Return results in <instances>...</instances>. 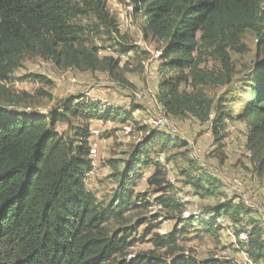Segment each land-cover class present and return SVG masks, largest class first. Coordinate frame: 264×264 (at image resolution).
<instances>
[{
    "label": "trees",
    "instance_id": "16d2710c",
    "mask_svg": "<svg viewBox=\"0 0 264 264\" xmlns=\"http://www.w3.org/2000/svg\"><path fill=\"white\" fill-rule=\"evenodd\" d=\"M134 2L136 13L145 21V32L168 41L160 57L161 79L156 88L163 111L172 117L209 122L218 149L230 122L246 123L247 150L264 177V0ZM80 19H94L95 24L84 26L78 23ZM248 31L256 33L263 56L248 75L251 100L239 113L220 103L214 108V102L198 89L231 83L230 52L244 51L240 42ZM114 32H118L117 25L105 0H0V98H9L4 82L26 55L50 59L63 69L107 72L126 82L119 75L120 61L100 58V50L89 42L92 34ZM207 56L219 63L220 72L202 68ZM183 85L193 91L182 90ZM132 112L106 108L84 97H71L47 114L0 107V264H231L215 258L198 261L180 243L196 223L214 236L223 230L217 225L221 218L242 223V214H249V209L234 200L188 217L187 227L153 235L155 248L165 250L163 256L151 252L128 258V251L144 239L133 238L131 227L114 229L112 223L124 224L129 214L152 204L170 211L184 208L171 195L173 186L159 163L147 179L159 197L151 203L145 196H134L141 178L136 169L152 164L153 146L164 139L167 144L176 143L156 129L126 161L111 202L102 205L88 189L87 179L94 169L89 123H127L133 119ZM59 125L67 130L58 131ZM210 180L208 186L218 183ZM197 182L203 196L212 195L210 188L202 187L201 179ZM259 222L246 231L248 242L242 243L250 261L264 264V225Z\"/></svg>",
    "mask_w": 264,
    "mask_h": 264
},
{
    "label": "rangeland",
    "instance_id": "374dc122",
    "mask_svg": "<svg viewBox=\"0 0 264 264\" xmlns=\"http://www.w3.org/2000/svg\"><path fill=\"white\" fill-rule=\"evenodd\" d=\"M134 1L105 0L118 32L108 36L95 33L89 40L100 50V58L112 57L120 61L119 75L126 82L115 80L107 72L63 69L50 59L26 55L21 66L4 82L10 96L0 98V107L47 114L60 109L71 97H84L102 103L106 108L124 113L133 111V119L127 123H89L91 133L96 131L99 134L92 133L91 145L95 144L96 148L92 153L94 169L87 179L88 189L102 205L111 202L119 188V175L124 171L126 161L137 145L156 129L165 137L174 138L176 143L167 144L164 139L153 146L150 154L152 164L136 169L141 178L134 189V196H145L151 203L159 197L160 194L147 185V179L154 173V164L159 163L173 186L171 195L184 203V208L170 211L152 204L129 214L124 224L112 223L114 229L131 227L133 238L144 239L128 251V258L151 252L163 256L165 250L155 248L153 235H165L187 227L189 225L185 221L188 217L201 216L210 207L234 200L235 203L244 202L249 209V214L243 212L242 223L235 225L231 219L221 218L217 225H221L223 230L217 236L206 232L204 226L196 223L188 228L189 233L183 236L180 244L198 261L215 258L231 264H255L246 255L242 242L246 231L255 221L264 225V177L259 175L256 163L247 155V125L244 122H230L223 146L219 149L214 144L209 122L202 124L191 116L167 115L169 124L165 128L152 126L151 121L160 116L153 97L157 95L156 88L161 79L160 57L168 41L145 32V21L141 13H136ZM78 23L88 26L95 24V20L80 19ZM240 45L244 47L242 53L230 52L234 66L231 83L198 89L214 102V108L220 103L233 113H239L251 100L248 75L263 60L254 31L246 32ZM124 49L128 50L126 54L122 52ZM202 68L220 72L219 63L211 56L206 57ZM37 77L51 84L47 85ZM182 90L192 92L193 88L183 85ZM149 102L154 106L151 107ZM57 129L62 132L67 127L59 125ZM200 179L202 187L210 188L212 195L203 196L200 193L197 189ZM210 179H216L218 183L208 186ZM234 181L241 185L237 192L232 188ZM155 225L159 227L152 231Z\"/></svg>",
    "mask_w": 264,
    "mask_h": 264
},
{
    "label": "bare ground",
    "instance_id": "6f19581e",
    "mask_svg": "<svg viewBox=\"0 0 264 264\" xmlns=\"http://www.w3.org/2000/svg\"><path fill=\"white\" fill-rule=\"evenodd\" d=\"M153 101H154V104L155 105H157L158 106V108H159V110H160V116L157 118H155V119H153L152 121H151V124H152V126H154V127H156L157 128V120H159V121H161V123H160V129H163V128H165L168 124H169V120H168V118H167V115H166V113L163 111V108H162V106L159 104V102H158V99H157V95H155L154 97H153ZM157 119V120H156ZM158 129V128H157ZM99 133V132H98ZM237 180V179H236ZM234 185L236 186V192L237 191H239L241 188H240V184L238 183V181H234ZM233 188V187H232ZM243 241L245 242V243H247L248 242V235H244V237H243Z\"/></svg>",
    "mask_w": 264,
    "mask_h": 264
},
{
    "label": "built area",
    "instance_id": "2783aa9c",
    "mask_svg": "<svg viewBox=\"0 0 264 264\" xmlns=\"http://www.w3.org/2000/svg\"><path fill=\"white\" fill-rule=\"evenodd\" d=\"M150 94H151V92H150ZM150 103V105H151V107L152 106H154V104L152 103V102H149ZM157 120V119H156ZM160 123H161V121H159V120H157V128H159L160 129ZM93 133V135L94 134H99V133H97L96 131H94V132H92ZM95 148H96V146H95V144L93 145H91V158H92V153H94V150H95ZM93 161V167H94V160H92ZM232 187H233V189L236 191L237 189H236V186L234 185V183H233V185H232Z\"/></svg>",
    "mask_w": 264,
    "mask_h": 264
},
{
    "label": "crops",
    "instance_id": "0c3cea01",
    "mask_svg": "<svg viewBox=\"0 0 264 264\" xmlns=\"http://www.w3.org/2000/svg\"><path fill=\"white\" fill-rule=\"evenodd\" d=\"M88 99V98H87ZM99 122V121H98ZM99 123H101V122H99ZM93 139V138H92ZM99 145V144H98ZM100 146V145H99ZM249 152V151H248ZM247 155L248 156H251V154H250V152L249 153H247Z\"/></svg>",
    "mask_w": 264,
    "mask_h": 264
}]
</instances>
